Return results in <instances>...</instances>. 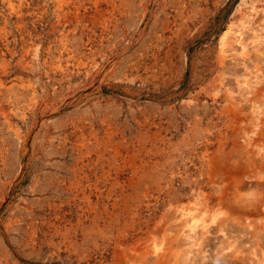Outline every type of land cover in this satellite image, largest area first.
Listing matches in <instances>:
<instances>
[{
	"label": "rangeland",
	"instance_id": "obj_1",
	"mask_svg": "<svg viewBox=\"0 0 264 264\" xmlns=\"http://www.w3.org/2000/svg\"><path fill=\"white\" fill-rule=\"evenodd\" d=\"M241 22L248 58L232 39L221 57ZM263 79L264 0H0V258L112 264L151 231L174 238L163 264H223L225 238L248 253L260 230L226 215L190 241L177 211L235 126L264 122Z\"/></svg>",
	"mask_w": 264,
	"mask_h": 264
},
{
	"label": "bare ground",
	"instance_id": "obj_2",
	"mask_svg": "<svg viewBox=\"0 0 264 264\" xmlns=\"http://www.w3.org/2000/svg\"><path fill=\"white\" fill-rule=\"evenodd\" d=\"M252 11L255 12L256 10ZM248 17L250 18V16ZM245 25L246 24L244 22H241L237 25L230 26L227 31L223 32L218 43L221 57L225 56L228 40L232 39L233 42L240 48V57L242 59L248 58V45L242 43L241 39L243 32L247 29ZM257 42L258 37H255V40L251 42L254 51H257ZM255 81L253 83L256 84ZM243 86L249 88V84L245 83ZM259 111L253 112L254 115H252L255 118V122L252 121L251 125L245 126L244 128L237 127V125L235 126V129H233L234 139L232 140V144L228 151H225V147H223L225 144H221L222 146L217 145L218 150L217 153L214 151L216 154L215 157H213L212 164L216 174L210 182L209 193L206 195L202 193L198 196V200L196 199V202L193 204L195 207H193V210H188L183 207L177 211L180 216L179 222L183 225L181 227L186 232L184 237L190 241H194V236H196L199 232L202 234L207 233L210 225L216 224L217 227H219L220 232V229L227 222L224 218L226 215L232 216L234 220L237 219L235 226L239 227L240 230L249 229V231L252 232L255 230H260L262 232L260 237L257 236L258 238L256 237L251 239L248 236V240H242L243 242L240 243L241 245L249 244V248H251L250 250L249 248L247 249L248 253H246L247 251L245 252V249L243 251L238 249V246L236 247V242H231L227 240L228 238H225L222 241V244L224 243L223 245H225L227 249L225 250V254L222 256L223 264L240 262L243 264H264V122H258L259 115L261 114ZM237 139L241 141H237ZM208 144L210 146V143ZM114 152L115 155H118L117 153H119V150L116 149ZM196 210H198V213L200 211V213L196 214ZM149 235L150 237L148 239H142V241L146 239L144 243L146 245V249L144 252L139 251V249H136L135 247H132L133 249H130V251H123L121 247H119L117 250H114L115 252L111 258V263L149 264L150 261L156 260L157 264H163L172 255L171 249H173L174 238L171 236L168 237L164 232L161 233L159 238H156L152 231L149 232ZM238 239L239 238H237V240ZM196 243L197 241L193 243L192 246H196ZM116 245H120V242ZM73 256L76 258L78 263L90 261V257L88 255ZM177 256L179 255H176V257ZM67 257L70 258L72 255L69 254ZM179 257H181V255ZM49 258L50 260L56 258L57 261H61V255L58 253L56 255H49ZM35 259H39L38 254ZM0 264L16 263L11 257L3 256L0 258Z\"/></svg>",
	"mask_w": 264,
	"mask_h": 264
}]
</instances>
